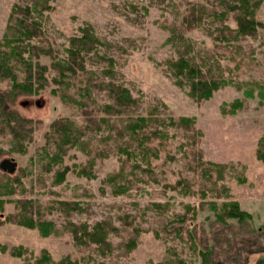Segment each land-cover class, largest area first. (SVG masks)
Here are the masks:
<instances>
[{
  "label": "rangeland",
  "instance_id": "1",
  "mask_svg": "<svg viewBox=\"0 0 264 264\" xmlns=\"http://www.w3.org/2000/svg\"><path fill=\"white\" fill-rule=\"evenodd\" d=\"M26 1L0 0V40L13 5ZM190 2L202 0H50L37 19L43 36L32 42L56 55L34 60L48 68L45 78L56 77L50 65L66 59L70 39L90 32L96 41L85 55L91 82L126 88L139 101L142 115L155 109L162 118L155 126L164 137L154 144L164 147H158L157 157L149 154V162L126 159L116 149L111 121L112 135L86 126L77 145L54 157L44 137L51 123L69 119L84 127L82 109L63 99L55 85L20 97L14 110L39 124L24 152L9 132L0 130V162L13 158L16 163L14 172L6 173L9 178L0 170V218L19 212L16 201L21 197L34 203L54 228L44 236L38 228L1 224L0 264L32 263L43 251L54 261L69 256L86 264H202L199 251L212 248V242H201L223 227L217 217L231 202L250 215L252 238L263 249L239 262L218 250L216 259L264 264V164L256 156L264 134V0L254 12L262 26L255 37L239 40V48L215 41L207 31L210 21L185 31L182 18ZM227 24L236 28L231 19ZM180 57L222 80L208 100L194 101L188 86L178 84L171 64ZM17 79L23 80L20 71ZM67 81V94L84 100L88 108L110 102L96 88L89 90V100L83 99L84 77ZM11 85L0 81V89ZM168 117L193 119L196 137L170 126ZM193 152L199 153L200 165L192 161ZM65 166L71 170L59 177ZM115 175L116 181L111 179ZM10 188L15 195L5 194ZM60 202L76 208L65 209ZM179 219H184L182 226ZM103 221L117 230L108 237L105 254L73 243L71 224L90 230ZM224 222L238 226L235 219Z\"/></svg>",
  "mask_w": 264,
  "mask_h": 264
},
{
  "label": "trees",
  "instance_id": "2",
  "mask_svg": "<svg viewBox=\"0 0 264 264\" xmlns=\"http://www.w3.org/2000/svg\"><path fill=\"white\" fill-rule=\"evenodd\" d=\"M49 2L50 0H28L23 4H14L8 16L6 31L0 40V81L8 80L12 85L0 89V130L9 132L15 138L19 150L24 152L26 149L23 147L24 143L28 144L32 141L33 132L39 122L22 117L14 110L13 106L20 97L38 94L39 90L55 85L59 87L58 92L63 99L71 101L82 109L85 126H77L69 119L54 120L49 127V132L44 136L54 157L66 154V149L77 145L85 134L86 126L89 127V131H108L110 134L112 133L110 129L115 128V138H118V140H114V142H118L116 149L119 153L124 154L126 159H131L133 156L149 162V154H155L157 157L158 147H164V145L159 143L155 145L154 141L160 140L164 136L155 125L162 118L155 109L142 115L139 112V101L133 98L126 88L111 82L106 84H103V81L91 82L89 71L85 67V55L93 49L96 41L90 32H83L81 37L70 39L69 47L66 50V59L58 60L50 65V68L56 72V77L51 80L45 78L44 73L48 71V68L39 65L34 60H38L41 54H47L52 58L56 55L50 49H42L32 42L33 39L43 36L37 19L49 8ZM261 2L262 0H202L195 4L190 2L185 9L182 24L184 30L189 31L210 21L211 28H208L207 31L215 41L224 42V45L236 44V48H239V40L255 37L257 27L262 26L261 22L254 18V12L259 9ZM230 19L236 23V28H231L227 24ZM171 67L178 84L187 85L190 98L196 102L208 100L223 83L219 77L205 72L198 64L190 62L184 57L173 62ZM16 71H20L23 75L22 81L17 79ZM78 77L86 79L83 99L89 100V90L92 91L96 88L97 91L104 92L110 102L102 108H88L84 105V100L79 101L74 94H67V89L70 88V81L67 80ZM260 96L264 97V94ZM111 121L115 127L109 129L108 124ZM168 121L170 126L178 127L182 131L191 133V137H196L197 132L193 128V119L168 117ZM196 141V138L193 139L192 144L195 145ZM192 155V161L200 165L199 153L193 152ZM256 156L258 161L264 164V134L259 140ZM123 169L121 167V171ZM70 170L71 167L65 166L58 176L65 177ZM79 172L85 177L87 176L84 170ZM2 175L5 178L10 177L6 173ZM117 176H112L111 179L116 181ZM5 194L15 195V191L10 188ZM16 202L20 206V211L4 216L2 220L0 218V225L11 222L24 227L38 228L44 236L48 235L51 229L53 233V223L44 219L39 209L34 207V203L21 197ZM59 204L65 209L75 210L76 208V204L70 202H60ZM225 207L227 208L226 213L217 217L219 224L223 227L212 232L210 238L201 242L202 244L209 240L212 242V248L205 247L203 251H199L202 256V264H225V261L216 259L218 250L227 256H233L232 260L239 262L240 258L243 257V260L246 261L247 255L259 253L263 249L258 246L257 240L252 238L254 230L249 224L250 215L240 211L235 202H231ZM2 213L3 201L0 200V216ZM226 218L235 219L238 226L226 225L224 222ZM179 222L182 226L184 219H179ZM113 233H117V230L108 221L98 222L90 230L85 224L70 225L73 243L80 247H93L92 249L100 255L108 251L110 245L108 237ZM240 234L247 235L248 238L244 240L237 238ZM233 248H236L234 253H232ZM193 250L195 251L196 248ZM27 264H86V261L72 259L69 256L54 261L46 251H43L32 263L27 262ZM177 264H182V262L178 260Z\"/></svg>",
  "mask_w": 264,
  "mask_h": 264
},
{
  "label": "water",
  "instance_id": "3",
  "mask_svg": "<svg viewBox=\"0 0 264 264\" xmlns=\"http://www.w3.org/2000/svg\"><path fill=\"white\" fill-rule=\"evenodd\" d=\"M16 163L14 159H5L0 162V170L7 174H12L15 170Z\"/></svg>",
  "mask_w": 264,
  "mask_h": 264
}]
</instances>
